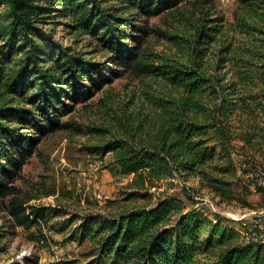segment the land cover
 <instances>
[{
  "label": "trees",
  "instance_id": "16d2710c",
  "mask_svg": "<svg viewBox=\"0 0 264 264\" xmlns=\"http://www.w3.org/2000/svg\"><path fill=\"white\" fill-rule=\"evenodd\" d=\"M182 1L0 0L10 18L0 26V198L12 196L8 210L17 225L47 224L45 207L14 197L22 167L42 137L67 127L61 117L72 111L70 102L89 99L96 79L110 83L118 68L155 75L166 86L151 111H123L117 136L99 147L131 176L129 196H148L174 175L197 179L199 189L221 200L251 193L234 187L242 180L233 155L245 151L264 173V0H239L227 34L223 23L202 17L190 23L188 37H168L171 55L141 53L148 20ZM58 23L91 37L106 62H87L44 28ZM155 60L157 66L149 63ZM82 228V238L97 234L98 255L89 264H264L263 244L244 241L197 209L186 211L169 195L152 207L88 216Z\"/></svg>",
  "mask_w": 264,
  "mask_h": 264
},
{
  "label": "rangeland",
  "instance_id": "374dc122",
  "mask_svg": "<svg viewBox=\"0 0 264 264\" xmlns=\"http://www.w3.org/2000/svg\"><path fill=\"white\" fill-rule=\"evenodd\" d=\"M238 7L239 0H183L177 9L148 20L151 32L141 53L148 57L171 55L175 47L168 37H188L192 30L190 23H198L202 17L223 23L227 34L236 22ZM8 11L6 5H0L1 27L10 22ZM44 28L54 29L55 39L81 54L87 62L97 65L106 62L108 55L92 45L91 37L70 34L60 23ZM211 54L214 55L213 51ZM143 60L148 63L149 58L143 56ZM149 63L157 66L159 61ZM118 69L121 74L110 83L100 84L96 79V90L89 99L68 101L73 109L61 117L67 127L42 137L22 167L20 177L12 184L18 189L14 197L47 209V224L30 228L17 225L8 210L12 196L0 198V264H25L24 259L29 264H89L97 257L99 245L97 234L81 236L86 217L152 207L167 195L186 211L197 209L234 228L241 236L246 224L255 217L252 212L264 210V194L255 190L256 185L264 188V173L253 167L252 159L243 150L233 155L239 170L237 175L242 180L235 182L234 187L243 193L242 186L246 185L251 190L249 195L232 201L221 200L208 190L199 189L197 179L185 181L174 175V179H163L158 188L147 191L148 196H129L135 191L129 188L131 176L121 174L112 153L99 151V147L117 136L115 122L123 111H151L152 101L165 97L166 86L155 75Z\"/></svg>",
  "mask_w": 264,
  "mask_h": 264
},
{
  "label": "built area",
  "instance_id": "2783aa9c",
  "mask_svg": "<svg viewBox=\"0 0 264 264\" xmlns=\"http://www.w3.org/2000/svg\"><path fill=\"white\" fill-rule=\"evenodd\" d=\"M255 217L247 223L242 233L246 242L264 243V210L252 212ZM244 218V217H242Z\"/></svg>",
  "mask_w": 264,
  "mask_h": 264
},
{
  "label": "crops",
  "instance_id": "0c3cea01",
  "mask_svg": "<svg viewBox=\"0 0 264 264\" xmlns=\"http://www.w3.org/2000/svg\"><path fill=\"white\" fill-rule=\"evenodd\" d=\"M263 185H264V181H263Z\"/></svg>",
  "mask_w": 264,
  "mask_h": 264
}]
</instances>
